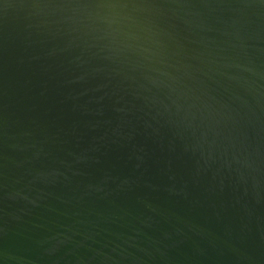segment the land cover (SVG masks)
<instances>
[{
	"label": "water",
	"instance_id": "1",
	"mask_svg": "<svg viewBox=\"0 0 264 264\" xmlns=\"http://www.w3.org/2000/svg\"><path fill=\"white\" fill-rule=\"evenodd\" d=\"M0 264H264V0H0Z\"/></svg>",
	"mask_w": 264,
	"mask_h": 264
}]
</instances>
